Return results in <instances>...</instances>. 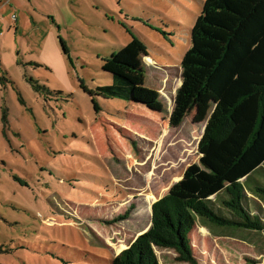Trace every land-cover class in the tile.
<instances>
[{
  "label": "rangeland",
  "instance_id": "374dc122",
  "mask_svg": "<svg viewBox=\"0 0 264 264\" xmlns=\"http://www.w3.org/2000/svg\"><path fill=\"white\" fill-rule=\"evenodd\" d=\"M203 1L0 0V264H111L148 230L215 105L178 97ZM113 72L129 100L85 90ZM189 239L197 264H264L260 232L196 224Z\"/></svg>",
  "mask_w": 264,
  "mask_h": 264
},
{
  "label": "trees",
  "instance_id": "16d2710c",
  "mask_svg": "<svg viewBox=\"0 0 264 264\" xmlns=\"http://www.w3.org/2000/svg\"><path fill=\"white\" fill-rule=\"evenodd\" d=\"M190 41L178 97L186 105L194 93L202 108L215 102L198 141L199 161L152 204L148 230L111 264H159L155 247L197 264L189 239L196 224L264 235V0H204ZM112 76L111 84L85 90L129 100V75Z\"/></svg>",
  "mask_w": 264,
  "mask_h": 264
}]
</instances>
